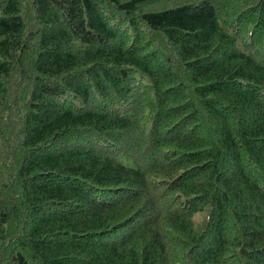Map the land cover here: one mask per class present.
<instances>
[{
  "label": "trees",
  "instance_id": "1",
  "mask_svg": "<svg viewBox=\"0 0 264 264\" xmlns=\"http://www.w3.org/2000/svg\"><path fill=\"white\" fill-rule=\"evenodd\" d=\"M0 264H264V0H0Z\"/></svg>",
  "mask_w": 264,
  "mask_h": 264
}]
</instances>
